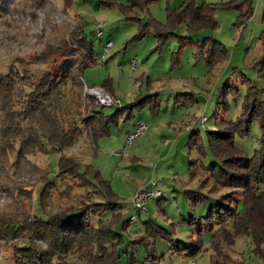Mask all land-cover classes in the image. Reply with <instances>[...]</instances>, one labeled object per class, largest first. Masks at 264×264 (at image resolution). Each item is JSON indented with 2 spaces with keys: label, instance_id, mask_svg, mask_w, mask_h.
Here are the masks:
<instances>
[{
  "label": "rangeland",
  "instance_id": "obj_1",
  "mask_svg": "<svg viewBox=\"0 0 264 264\" xmlns=\"http://www.w3.org/2000/svg\"><path fill=\"white\" fill-rule=\"evenodd\" d=\"M99 1L0 0V74L18 65L30 80L59 66L78 77L77 91L82 94L86 85L102 87L115 98L111 106L96 107L106 115L120 109L109 133L98 138L96 147L83 135L67 151L81 158L78 170L93 183L96 193L90 200L120 204L121 220L113 226L122 235L116 264H212L215 250L210 247V232H198V223L187 220L191 213L204 216L211 204H227L222 198L226 190L198 202L193 211L187 190H201L203 166L215 162L208 131H214L220 121H237L245 104L254 99L264 103V0H249L250 16L245 15L247 6L222 7L225 0L196 1L216 6L214 27H195L190 19L169 22L168 13L173 10L178 15L183 0H150L131 7V0H102L111 2L110 6ZM96 23L103 30L100 37ZM141 25L146 29L138 36ZM81 31L92 43L93 63L79 77ZM205 39H216L225 49V56L212 65L205 58L206 50L199 51ZM106 42L111 46L104 53ZM244 117L248 118V112ZM138 123L146 125V132L133 140L125 156L114 155L122 151L125 133L133 132ZM260 138V119L254 117L244 134L235 133L228 148L252 155ZM195 139L203 143L202 151ZM58 158V152L49 150L29 162L14 165L11 159L0 164V229L10 238L0 245V264L14 263V244L27 236L24 228L33 215L47 216L37 198L38 189L46 184L60 186ZM153 180L162 196L149 198L147 214L139 213L123 227L133 212L134 189L150 186ZM49 192L47 210L57 189ZM73 192L86 194L87 189ZM112 218L108 211L94 218L93 224ZM146 221L155 231L147 230ZM12 224L22 230L17 233ZM198 238L201 250L190 254ZM179 241L190 248L175 250ZM35 243L46 247L40 238ZM220 250L226 256L224 264H264L249 235L236 237L233 244H220ZM130 254L133 262H129ZM70 262L84 264L74 258Z\"/></svg>",
  "mask_w": 264,
  "mask_h": 264
},
{
  "label": "trees",
  "instance_id": "obj_2",
  "mask_svg": "<svg viewBox=\"0 0 264 264\" xmlns=\"http://www.w3.org/2000/svg\"><path fill=\"white\" fill-rule=\"evenodd\" d=\"M147 1L150 0H131L129 7ZM196 1L183 0L178 15L173 10L168 13V21L190 19L195 27L207 24L214 27L213 11L216 6L207 3L198 5ZM99 2L112 5L111 2ZM221 5L247 6L245 15H251L249 0H225ZM145 27L141 25L138 36L144 34ZM77 42L82 50L78 65L81 77V70L93 63V49L82 31ZM204 50L210 65L226 54L216 39H205L199 46L200 52ZM25 72L18 65H13L7 73L0 74V164L12 159L11 163L18 165L22 161L29 162L39 153L56 151L59 153L60 186L46 184L41 191L38 189L37 198L47 216L39 218L33 215V221L24 228L27 236L22 235L21 241L14 244L13 264H72L71 258L84 264H116L120 257L118 244L122 235L113 226L115 221L121 220L120 204L106 199L90 200L91 194L96 193L93 183L78 170L81 158L67 149L83 135L89 139L91 146L96 147L98 138L107 135L110 124L117 122L116 114L120 109L112 115L99 112L96 107L100 105L93 104L91 96L77 91L80 85L78 77L59 66L43 71L36 79L29 80ZM82 108L86 110L82 112ZM246 112L248 118H243ZM244 113L237 121H220L214 131H208V143L215 162L209 167L203 166L202 189L187 190L192 211L198 202H205L210 195L226 190L222 198L227 199L229 204H211L204 216L191 213L187 220L190 224L198 223V232H210V247L215 250L211 254L212 264H224L226 256L222 255L220 244H233L236 237L243 235L251 236L255 252L264 259V103L254 99L245 104ZM128 117L129 113H126ZM254 117L260 119L258 148L252 155L234 153L228 145L232 144L235 133L246 132L247 123ZM195 141L197 149L202 151L203 143ZM95 174L98 176L99 173ZM79 187L87 189L86 194L73 192ZM52 189H57V192L49 204L50 210H47L46 203ZM66 203L68 206L64 207ZM108 211L113 215L112 220L99 219L97 224H93L94 218L102 217ZM149 222H145L147 230L155 231ZM129 223L130 216L123 221V227ZM10 226L16 232L22 230L18 224ZM35 238L45 240L46 247L37 245ZM7 239H10L8 233L0 229V245ZM179 244L174 247L177 251L190 248L181 241ZM195 244L190 254L201 250L202 239L198 238ZM129 262H133L132 254Z\"/></svg>",
  "mask_w": 264,
  "mask_h": 264
},
{
  "label": "built area",
  "instance_id": "obj_3",
  "mask_svg": "<svg viewBox=\"0 0 264 264\" xmlns=\"http://www.w3.org/2000/svg\"><path fill=\"white\" fill-rule=\"evenodd\" d=\"M97 36L103 35V30L100 23H96ZM111 46V42H106L104 45V53L108 52ZM84 94H87L95 99L96 103L100 106H111L115 103V98L108 92L104 91L102 87H88L83 86ZM206 120L205 116L201 117V122ZM146 125L144 123H138L135 125L133 132L125 133V142L122 151H114L116 156H125L127 154V148L131 145L133 140L146 132ZM150 186L137 187L134 189L131 197V209L133 212L130 214V220H134L139 213L147 214L146 202L149 198L161 197L162 192L156 188L157 183L153 180L149 184Z\"/></svg>",
  "mask_w": 264,
  "mask_h": 264
}]
</instances>
